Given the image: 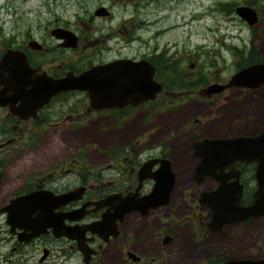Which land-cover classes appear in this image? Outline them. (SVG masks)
<instances>
[{
    "label": "flooded vegetation",
    "instance_id": "flooded-vegetation-1",
    "mask_svg": "<svg viewBox=\"0 0 264 264\" xmlns=\"http://www.w3.org/2000/svg\"><path fill=\"white\" fill-rule=\"evenodd\" d=\"M67 1L74 2L47 0L50 15L42 23L18 27L10 39L0 34V63L3 60L12 64L10 70H0V247L11 243L9 254L0 252V264H104L108 252L120 260L125 256L138 263L143 250L133 245L147 244L140 235L141 225L149 227L152 235L157 228L150 216L153 218L155 212L172 205L176 186L183 180L179 166L187 162V142L194 160V182L212 183L197 196L212 215L209 203L200 202L199 198L203 191L216 189L219 181L211 176L197 181L199 158L193 154L192 142L203 137L258 134L260 130L202 135L198 130L207 120L220 117L217 106L224 93L228 97L226 103L232 101L229 99L238 103L247 100V92L264 96V83L207 91L211 84H226L229 77L224 80L219 71L203 70L189 43L177 48L173 40H163V34L172 29L161 23L168 16L165 11L187 13L190 0H96L91 8L88 0H77L79 9L73 16L64 13L70 5ZM221 3L223 9L233 5ZM255 5L252 0H242L234 7L236 12L237 6H248L257 15L252 23L239 15L252 32L248 39L239 34L237 40L242 44L234 45V49L241 54L258 49L260 57L242 56L245 61L237 63L233 73L247 64L264 61L260 49L264 50V44L255 43L260 37L256 28L259 10ZM198 13V18L207 15L204 8ZM184 19L189 23L195 13ZM220 27L219 22L217 28ZM207 28L212 29L211 25ZM224 35L217 41H225ZM9 50L12 56L4 57ZM104 66L117 72L111 74L116 85L110 97L95 100L84 86L62 85L68 78L91 79L93 87L105 91L100 88L105 86L104 74L97 71ZM139 66L143 75L141 71L133 75ZM154 83L159 86L154 97L133 98L132 88L154 87ZM200 103L202 106L197 109L195 105ZM184 104L200 112L194 116L190 108L176 112ZM169 121L177 125L175 129L169 130L173 124ZM164 129L167 141L179 149L178 158L181 156L182 160L178 165L172 155L173 145L160 143ZM41 136H62L65 140L54 147L55 159L44 168L34 158L42 144ZM93 136L97 142H93ZM85 137L89 143L83 147ZM93 147L96 150L90 152ZM99 155L105 158L100 160ZM107 159L110 161L104 164ZM256 169L255 160L236 162L243 205L253 202L258 188ZM222 172L232 174L230 165H225ZM235 179V175H230L227 182ZM157 180L160 189L169 188L167 195L162 192L156 196L166 198V203L150 207L145 214L138 209L121 213L131 200L150 194ZM69 192H73L71 199L57 202L61 200L58 195ZM30 194L32 198L28 197ZM108 195L113 197L107 203H95ZM258 219L263 222L264 212L235 222L247 225ZM209 220L206 225L212 231H222L226 224L234 223L213 230ZM41 221L46 225L36 233ZM172 239L171 234L163 232L161 243L169 244ZM151 242L153 235L149 243L152 248ZM218 260L221 258L204 264Z\"/></svg>",
    "mask_w": 264,
    "mask_h": 264
},
{
    "label": "rangeland",
    "instance_id": "rangeland-1",
    "mask_svg": "<svg viewBox=\"0 0 264 264\" xmlns=\"http://www.w3.org/2000/svg\"><path fill=\"white\" fill-rule=\"evenodd\" d=\"M58 1L63 2L64 0ZM73 1L76 3L77 0ZM190 1H192V4H189L190 8L186 9L187 13L182 10L165 11L168 16L164 17L161 23L164 27H171L172 29L163 34L164 41L170 39L168 42H172L173 40L177 48H181L185 42L189 43L188 47L193 52L197 64H200L202 69L207 72L219 71L218 73L224 80L230 77L237 63L245 61L242 56L250 59L260 57L257 54L260 53L258 49H255V52L252 49L247 54H241L234 49V45L242 44L241 40H237L239 34L244 39H248L252 32L251 28H248L247 23L242 22L243 19L234 11L235 5L242 0ZM222 1L226 2L225 4L227 5H233L223 9L222 3L219 4ZM252 1L259 10V21L256 28L260 31V37L256 38L255 43L260 45L262 42L264 44V0ZM67 2L70 5L65 8L64 13L67 16H73V13L79 9L77 3ZM87 2L91 8L96 3V0H88ZM209 6L211 8H208ZM214 6L216 8L212 9ZM203 8L207 11V15L198 18L200 16L198 12L203 10ZM134 10V7H131L132 13H134ZM194 13L195 19L185 23L184 16ZM49 15L47 0H0V34L4 33L10 39V34L14 29L27 23L38 25ZM219 22L221 27L217 28ZM161 23L159 24L161 25ZM210 25L212 27L211 30L207 28ZM187 34L189 38L186 37ZM221 34H225V41H217ZM223 43L226 46H223ZM260 49L263 51L262 56H264V50ZM247 93H249L246 96L247 100L238 103L234 99H229L233 102L226 103L225 98L228 97L224 93L217 106L220 110V117L216 121L213 119L207 120L198 132L202 135L207 133L214 135L229 133L231 135L232 133L264 129V96L256 97L251 92ZM201 106V103L195 105L197 109ZM192 107L190 104H184L176 112H186L190 108L191 116H194L199 110H192ZM168 124H171L169 130L175 129L177 126L171 121ZM165 131L164 129L163 140L160 143L164 146L166 144L173 145L171 151H173L172 155L178 165L182 160L181 156L178 158L179 149L172 142L167 141L168 135H166ZM40 139L42 144L34 158L36 160L39 159V167L44 168L49 160L55 159L54 147L65 140L62 136H41ZM97 139L96 136H93V142H97ZM88 143L89 138L85 137L81 142V146L85 147ZM185 144L187 146L184 157L187 162L183 164V168L179 166L183 180L176 186L172 205L164 207V211L155 212L153 218V215L150 216L152 221H156L157 228L152 231L153 242L151 243H153V247L149 246L152 238L149 227L142 224L143 232L140 235L147 244L136 243L133 245L137 249L143 250L141 253L143 256L142 260L136 263L125 256H122L123 259L120 260L116 256L112 257V253L108 252L105 254L104 264H204V262L208 263L212 259L221 258L223 260V257L238 258L246 256L258 258L264 256V220L263 222L262 219L254 220L247 225L241 222L229 223L226 224L222 231H212L206 225L207 220L211 217V212L207 206L198 202L197 196H199V192L204 187L212 186V183L208 181L204 184H196L194 182L191 169L194 160L190 157L188 142ZM95 150L96 147H93L90 152ZM99 156L100 160L105 158L102 155ZM109 161L107 159L104 164ZM183 169L184 172H182ZM133 232L132 237L134 236ZM163 232H168V234L173 236L169 244L164 245L161 243ZM2 236L6 235L3 234ZM10 244V242L4 243L0 247V252L9 254Z\"/></svg>",
    "mask_w": 264,
    "mask_h": 264
},
{
    "label": "water",
    "instance_id": "water-1",
    "mask_svg": "<svg viewBox=\"0 0 264 264\" xmlns=\"http://www.w3.org/2000/svg\"><path fill=\"white\" fill-rule=\"evenodd\" d=\"M236 12L240 16L246 18L250 23L257 20L256 13L248 6H237ZM7 55L12 56V51H7L4 57ZM11 65L12 64L10 62H3L2 60L0 63V70H4L6 68L10 70ZM97 71L104 74L102 81L105 86L100 88L105 91H101L99 88L93 87L91 79L68 78L62 83V85L66 88L84 86V88L88 90L89 96L95 100H98L101 97H110L111 94H113L114 85H116V82L113 80L111 74L113 72L114 75H117V72L112 67L106 66L99 68ZM138 71H141L143 75V68L140 66L136 68V71H133V75L137 74ZM92 80H94V76L92 77ZM262 83H264V61L250 63L240 68L231 75L226 84H211L207 88V91L215 92L231 85L256 87ZM154 84L157 85L154 87L148 86V88H132L131 91L133 98L144 99L154 97L155 93L159 89L158 83ZM192 146L195 148L193 154L200 158L197 165V181H202L208 176L214 177L219 181V185L216 189L203 191L201 193V197L199 198L200 202L209 203L210 207L213 209L211 218L208 221V225L213 230L221 229L226 223L240 221L246 217L253 215L257 216L264 212V129L256 135L202 138L200 140L193 141ZM237 160L257 161L256 176L258 179V188L254 193L253 202L249 205H243L242 203V186L238 183V172L236 170ZM164 162H167V160L165 159ZM225 165H230L232 174L222 172ZM230 175H235L236 179L235 181L228 183L227 178L230 177ZM168 189L169 188L160 189V183L157 180V183H155L153 191L150 194L142 196L135 201L131 200L130 204H126V206L121 210V213L130 209H138L142 213H146L150 207L156 206L160 203H166V198L159 199L156 196L162 192L167 195ZM72 194L73 192L64 193L60 196L58 195V199L61 200L57 202H65L71 199ZM28 197L32 198V195L30 194ZM28 197L25 200H28ZM111 197L113 196L108 195L103 200L96 201L95 203H107ZM14 202L15 201H13L12 204ZM10 208H14V206ZM8 219L10 221L12 220V217L9 215ZM44 225H46V223L41 221L38 225L39 227L36 229V233H39L38 231L43 229ZM167 239L165 238V240ZM214 264H264V256L258 258L228 257Z\"/></svg>",
    "mask_w": 264,
    "mask_h": 264
},
{
    "label": "trees",
    "instance_id": "trees-1",
    "mask_svg": "<svg viewBox=\"0 0 264 264\" xmlns=\"http://www.w3.org/2000/svg\"><path fill=\"white\" fill-rule=\"evenodd\" d=\"M250 61V60H249Z\"/></svg>",
    "mask_w": 264,
    "mask_h": 264
}]
</instances>
